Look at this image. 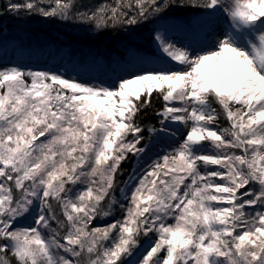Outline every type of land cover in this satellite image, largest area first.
I'll return each instance as SVG.
<instances>
[{"label": "snow or ice", "instance_id": "obj_1", "mask_svg": "<svg viewBox=\"0 0 264 264\" xmlns=\"http://www.w3.org/2000/svg\"><path fill=\"white\" fill-rule=\"evenodd\" d=\"M0 264H264V0H0Z\"/></svg>", "mask_w": 264, "mask_h": 264}, {"label": "trees", "instance_id": "obj_2", "mask_svg": "<svg viewBox=\"0 0 264 264\" xmlns=\"http://www.w3.org/2000/svg\"><path fill=\"white\" fill-rule=\"evenodd\" d=\"M96 2H103V0H96ZM111 2V0H108ZM30 27V35L33 38H48V39H55L57 42H61L58 40V37L63 35L66 40L72 43H77L80 45L91 46L95 48L101 49L98 45H105L106 48H114L116 46V37L113 36L112 33H102L99 38H91L85 32H71L67 29H58L54 26L42 25L35 22L27 23ZM21 26V25H20ZM10 31H18L17 27L13 25H9ZM117 35H123V33H118ZM108 37H112L109 39ZM148 120H151L152 117H147Z\"/></svg>", "mask_w": 264, "mask_h": 264}, {"label": "rangeland", "instance_id": "obj_3", "mask_svg": "<svg viewBox=\"0 0 264 264\" xmlns=\"http://www.w3.org/2000/svg\"><path fill=\"white\" fill-rule=\"evenodd\" d=\"M18 33H21V34H26V35H30V27L28 26V24H22L21 26L17 27ZM101 49H106V46L105 45H98Z\"/></svg>", "mask_w": 264, "mask_h": 264}]
</instances>
